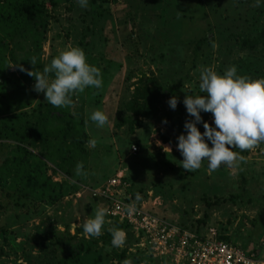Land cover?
Here are the masks:
<instances>
[{"label":"rangeland","instance_id":"obj_1","mask_svg":"<svg viewBox=\"0 0 264 264\" xmlns=\"http://www.w3.org/2000/svg\"><path fill=\"white\" fill-rule=\"evenodd\" d=\"M106 1L89 0L83 9L76 0L44 2L45 29L36 71L42 72L61 51L80 47L86 61L101 72L102 87L74 94L69 108L72 118L84 125L87 157L82 164L88 175L75 176V166L70 175L57 169L44 158L39 140L0 138V264H56L48 263V254L55 248L60 258L61 245L67 243L89 246L92 255L82 250V256L85 261L95 256L97 264H167L166 256L142 241V234L118 227L122 221L108 214L105 198L92 196L110 178H115L113 197L129 199L185 227L203 232L214 227L231 242L264 257V143L241 152L245 160L239 167L221 166L211 173L207 161L193 172L183 169L176 148L184 122L192 119L182 100L191 94L189 88L199 94L202 67L222 74L235 65L240 75L264 77V48L241 43V37H248L264 20V3L257 7L255 0ZM206 37L197 47V40ZM14 43L5 75L17 83L8 84L5 91L9 120L18 114L24 118L22 124L14 123L15 134L27 122H35L46 102L42 92L33 90V77L8 65L26 69L23 60L35 52L30 35L23 32ZM172 96L177 98L174 110L167 103ZM94 110L107 115L103 128L88 119ZM5 115L0 111V120ZM200 115L213 126L210 112ZM196 126L202 133V123ZM90 139L97 140L94 148L87 144ZM21 153L31 164L35 159L46 163L40 167V188L31 187L29 194L8 188ZM99 207L107 209L102 235L89 238L81 225ZM109 229L126 233L123 247L111 246Z\"/></svg>","mask_w":264,"mask_h":264},{"label":"clouds","instance_id":"obj_2","mask_svg":"<svg viewBox=\"0 0 264 264\" xmlns=\"http://www.w3.org/2000/svg\"><path fill=\"white\" fill-rule=\"evenodd\" d=\"M80 8H87L89 0H76ZM264 0H255L259 7ZM29 62L34 67L37 58L32 57ZM20 71L26 72L34 78L33 90L43 93L46 103L53 108L71 107L73 95L82 93L86 88L99 90L102 85L101 72L98 67L86 61L85 52L80 47H69L53 57L43 67L42 72L25 69L17 63ZM199 94L187 90L182 100L186 113L192 117L183 124L185 132L177 136L176 148L182 156L180 166L188 172L201 167L202 161H207V171H216L221 166L239 167L245 160L241 152L249 151L264 143V77L251 78L237 73L235 65L226 68L222 74H217L209 67H202L198 77ZM171 109H175L177 98L172 96L168 100ZM201 112H210L212 125L201 120ZM88 119L98 128L108 123V117L102 110H94ZM202 123L201 133L196 124ZM210 142L209 143H206ZM89 147L94 148L96 139L87 141ZM227 145V146H226ZM233 149H238L239 152ZM77 177H86L83 164L77 162L74 169ZM139 193L135 200H140ZM134 206L127 207L133 212ZM107 209L99 207L94 216L81 225L82 231L89 238L102 235L105 225ZM112 247L124 246L126 233L121 229H109ZM125 264H130L126 261Z\"/></svg>","mask_w":264,"mask_h":264},{"label":"trees","instance_id":"obj_3","mask_svg":"<svg viewBox=\"0 0 264 264\" xmlns=\"http://www.w3.org/2000/svg\"><path fill=\"white\" fill-rule=\"evenodd\" d=\"M48 1L52 2L53 0ZM44 2L45 0H0V104L4 105V108L0 109V111L6 114L0 120V138L16 136L20 140L26 139L30 143L32 140H39L42 143L41 149L43 150L44 158L53 161L57 169L70 175L71 167L75 166L77 162L84 163L86 160L87 154L83 145L87 140V136L84 131L83 122L76 121L72 118L69 107L53 108L50 104L45 103L42 106L43 111H39L36 114L35 122L33 124L27 122L15 134L13 132L14 123L18 122L22 124L24 118L21 114L12 116L10 118L11 121L8 118L10 116V112L8 111L10 105H8L9 101L6 98L7 93L5 88L8 84H16L17 82L5 75V68L8 62L7 57L13 60L14 40L17 35L27 32L31 37L35 52L25 58L23 63L26 69L31 70L33 68V71L37 70L40 59L39 52L41 50L42 34L45 29V24L43 23V14L46 11ZM100 3H107V1L100 0ZM241 38L242 45L250 48H258L261 46L260 48L263 49L264 20L253 29L248 37L242 36ZM203 41H207V37L197 40L196 46L199 47L201 43H204ZM34 56L37 58V63L33 67L29 60ZM72 99L74 103V95ZM16 158L19 166L16 168L8 188L13 192H20L25 189V194H29L31 187L40 188L38 185L41 176L40 167L45 168V161L35 159L37 162L31 164L27 161L25 153L16 155ZM42 193L43 190L41 189L40 196ZM5 195L9 198V190H7ZM124 200L129 201L126 198ZM113 219L117 220L115 217ZM119 223V228L129 227L124 222ZM179 226L197 233H203L198 228L193 229L182 226L181 224ZM218 236L224 241L231 242L227 236L222 235L220 232H218ZM231 243L235 244L234 242ZM52 249L54 251L48 254V263L56 260V264H87L89 258H86L85 261L82 256V250H85L84 255L86 256H91L93 252L89 246L84 248L80 243H67L61 245V256L57 258L55 256L57 250L55 248ZM252 251L254 252V250ZM89 261H91L90 264H97V258L95 256H92V259Z\"/></svg>","mask_w":264,"mask_h":264},{"label":"built area","instance_id":"obj_4","mask_svg":"<svg viewBox=\"0 0 264 264\" xmlns=\"http://www.w3.org/2000/svg\"><path fill=\"white\" fill-rule=\"evenodd\" d=\"M136 151L133 146L132 153ZM114 186L115 178H110L101 188L93 190L92 196L105 198L108 214L142 234V241L156 254L166 256L167 264H264L262 255L220 239L214 227L197 233L113 197ZM132 206L135 210L130 213L127 207Z\"/></svg>","mask_w":264,"mask_h":264}]
</instances>
